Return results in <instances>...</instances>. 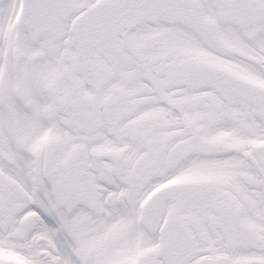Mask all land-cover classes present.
Here are the masks:
<instances>
[{
    "label": "snow or ice",
    "instance_id": "6c2138e0",
    "mask_svg": "<svg viewBox=\"0 0 264 264\" xmlns=\"http://www.w3.org/2000/svg\"><path fill=\"white\" fill-rule=\"evenodd\" d=\"M0 264H264V0H0Z\"/></svg>",
    "mask_w": 264,
    "mask_h": 264
}]
</instances>
